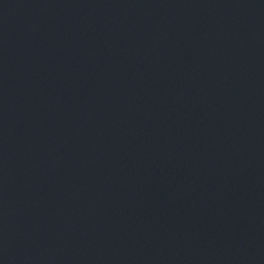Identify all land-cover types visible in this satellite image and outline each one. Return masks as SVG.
<instances>
[{"label":"water","instance_id":"1","mask_svg":"<svg viewBox=\"0 0 264 264\" xmlns=\"http://www.w3.org/2000/svg\"><path fill=\"white\" fill-rule=\"evenodd\" d=\"M0 264H264V0H0Z\"/></svg>","mask_w":264,"mask_h":264}]
</instances>
